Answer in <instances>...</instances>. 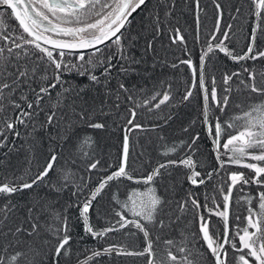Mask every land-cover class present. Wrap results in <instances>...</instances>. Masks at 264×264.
I'll list each match as a JSON object with an SVG mask.
<instances>
[{
  "label": "trees",
  "instance_id": "16d2710c",
  "mask_svg": "<svg viewBox=\"0 0 264 264\" xmlns=\"http://www.w3.org/2000/svg\"><path fill=\"white\" fill-rule=\"evenodd\" d=\"M217 3L221 5L222 11V17L219 18L220 33L216 34V40H212L218 20ZM0 19L4 22L0 26L3 35L22 31L7 11L0 10ZM256 23L260 24V28L256 32L254 51L264 52V19L258 21L253 15L251 0H199L198 5L197 0H149L123 32L121 44L124 45L127 60L121 59L117 54L116 45L103 47V52L97 56H91V52L85 54V61L91 56L95 67L78 61L76 56L64 57L65 62L84 64L88 71L83 75L78 71L64 73L61 76L63 88L57 85V88L51 90V98L46 97L41 101L43 111L29 121L27 126L17 124L14 130H6V146L0 148V184L30 181L43 171L52 155H57L52 170L38 187L17 192L11 197H0V208L9 200V206H14V210L8 214L4 232H8L9 228L15 229L20 224L28 228V209L33 208L31 215L33 219H38L40 225L38 234L32 237L20 236L24 247L31 245L33 249L30 253L33 264H78V261L82 264H148L146 255L129 256L118 254L117 251H104L115 246L117 249L140 252L146 245L143 233L129 225L119 231L108 232L103 237L93 238L85 233L84 223L79 215L80 206L90 191L104 177L119 168L125 130L130 143L126 169L134 177H146L159 164L168 161H177V164L161 169V175L154 179L152 185L136 184L123 178L110 181L93 201L89 211V223L93 229L104 230L113 225L119 227L116 225L119 219L117 212H123L129 219H138L121 208L114 197L123 202L133 190L145 191L148 187H154L164 203L157 214V223H144L149 231L147 239L153 243L157 260L164 257L168 247L164 241L171 240L174 242L171 251L178 257L182 255L178 249L185 247L189 251L183 255L190 253L189 258L194 264H215L214 257L202 239L200 216L203 215L208 222L210 235L223 241L225 221L214 213L224 211L223 195L228 193L229 174L244 173L246 178L255 176L251 169L231 162L220 167L217 156L220 160L227 161L230 153H226L222 146L227 138L237 134L244 123L235 117L264 103V95L253 93L245 87L251 81L248 72L244 71L248 68L254 72L256 87L264 88V57L234 62L215 49L205 58L204 84L209 92L213 77L218 98L225 94L226 88L231 89L227 93L229 104L223 112L213 105L209 96V123L212 124L213 131L217 117L222 125L225 122L234 124L233 128L225 126L220 139L221 148L217 152L213 144L214 136L208 134L203 117L205 102L199 71L201 54L207 51L209 44L215 46L228 25L232 26L230 41H225V44L236 53L245 52ZM4 27L7 31H3ZM177 29L183 37L182 43L172 41L177 35ZM5 43L0 40V47ZM149 43L151 48L148 47ZM11 46L9 42V47ZM26 47L30 48V57H24L20 64H26L30 69L33 66L37 68L32 87L38 90L45 83L40 77L47 76L46 83H51L54 70L46 58L40 59L43 53L30 46ZM109 56L112 57L113 67L109 75H104ZM100 59L104 60L103 66L97 63ZM189 59L197 69L195 87H192L194 78L191 68L181 63L182 60ZM89 73L95 74L99 82L91 81ZM233 73L239 75L232 76ZM226 74L232 76L228 84L224 83ZM121 84L127 91L120 88ZM64 88H70V91L63 92ZM24 91L31 100L34 94L26 87ZM188 91L192 95L185 100L184 96ZM58 93H62L64 97L60 106H56ZM164 93H168L169 100L155 108L154 105ZM19 94L17 91L16 96L11 99H18ZM154 96L155 99H152ZM21 103L23 104L22 101ZM51 111L57 113L53 125L41 127L46 120V113ZM17 112V109H13L5 101L4 111L0 113V129H4L5 121L15 120ZM80 112L84 113V119L80 118ZM93 123H101L104 127H89ZM15 131L20 135H14ZM196 136L199 139L192 144L193 137ZM3 139L0 136V140ZM173 148L176 150L171 151ZM188 157L196 161L195 170L201 173V177L196 179L203 178L205 183L193 185L190 182L191 170L179 163ZM96 161H99L97 167L89 171V165ZM244 162L264 166V162ZM209 172H212L211 179H207ZM260 179L264 180V176ZM57 188L62 190L56 191ZM74 192L76 195H73ZM260 192H264V186L249 184L241 187L238 184L235 187L231 201L229 240L233 239L238 230L247 226L248 209L258 207L256 197ZM190 196L199 202L198 210L190 202L185 204ZM247 197H252L251 204L247 202ZM182 204H185L183 210ZM65 217L69 229L67 234L71 237V251L67 256L62 253L61 257L54 258L58 243L57 230L63 227ZM161 220L163 227L159 224ZM249 231L255 230L249 228ZM59 235L62 236L63 233ZM263 235L264 224L261 237ZM235 238L239 248L238 236ZM7 239L0 237V243H6ZM225 250L228 253L227 264H237L238 257L244 254L233 250L229 245H226ZM93 251H100L101 255L87 260ZM251 263L256 264L254 260Z\"/></svg>",
  "mask_w": 264,
  "mask_h": 264
},
{
  "label": "snow or ice",
  "instance_id": "6c2138e0",
  "mask_svg": "<svg viewBox=\"0 0 264 264\" xmlns=\"http://www.w3.org/2000/svg\"><path fill=\"white\" fill-rule=\"evenodd\" d=\"M253 7V15L259 21L264 19V0H251ZM146 4V0H0V5L6 6L11 9L14 19L18 22V27L22 30L20 33H9V35H3L0 31V40L5 41L3 47H0V113L4 111L5 101L13 109H17L15 120H7L4 122V129H0V136L4 137L0 140V148L6 146L7 136L5 131L14 130L17 124L27 126V123L33 120L39 115L43 108L41 107V101L45 98H51V90L57 88L60 85L63 88L64 81L61 76L66 72L78 71L83 75L88 69L84 68V64H71L65 62L64 57L66 55H76V58L80 62H84L92 67L96 65L93 63L91 56H97V54L103 52L104 48L111 47L112 45L117 46V54L121 59L127 60L128 57L125 54L124 45L121 44L123 38L122 29L129 23L128 17L132 13L136 12L143 5ZM199 0H197V5ZM217 8V24L215 28V34L211 36L212 40L217 39V35L220 33L219 18L222 17L221 5L216 4ZM239 11V9H237ZM4 22L0 19V26H3ZM231 25L227 26V30L220 34L219 41L213 46L209 44L207 51L201 54V67H200V80H201V91L205 102V108L203 111L204 123L207 126V131L210 136H214L213 144L215 150L219 152L221 148L220 139L223 135L225 126L227 128H233L232 122H225L222 125L219 118H216L214 131L212 124L209 123V108L208 101L209 96L213 105L223 112L229 104V97L227 93L231 91L230 88L224 90L225 94L218 98L215 78H212V88L209 92L208 88L204 84V73L203 65L205 58L208 53L218 49L224 55L231 58L234 62L256 60L264 57V52H255V41L257 39L256 32L260 28V24L256 23L252 30L250 37V43L247 50L243 53H236L233 49H230L225 41H230L229 33L231 31ZM3 31H7L4 27ZM177 35L172 38L173 43H182L183 37L179 35V29L176 30ZM119 34V35H118ZM19 41V42H17ZM111 41V44L107 42ZM9 42L11 47H9ZM43 45H48L45 47ZM30 46L36 49L38 52L43 53L40 57L41 60H47L48 64L53 68L52 82L46 83L48 80L47 76H41L40 80L45 81L41 84L39 89L32 87V83L35 80L37 68L33 66L31 69L26 65H21L20 61L24 57H30ZM151 48V43L148 45ZM19 49V51H17ZM93 50L88 61H85V55L82 50ZM77 52L79 54H77ZM112 57L107 58V67L104 69V75H109L113 65L111 64ZM101 66L104 65V60L100 59L97 61ZM138 63V61H137ZM181 63L187 64L191 70L194 78L192 87H195V77L197 69L192 66V61L182 60ZM176 65H173L175 67ZM123 71L124 69L121 68ZM244 71L249 74V81L251 83L245 84L251 92L258 95H264V88L256 87L255 73L245 68ZM239 75L233 73L232 76ZM232 76L225 75L224 83L232 79ZM89 79L93 82H99L98 77L95 74L89 73ZM241 83H245L241 81ZM25 87L29 92L33 93V98L29 100L28 94L24 91ZM120 88L124 91V85L121 84ZM19 91L18 99H11L16 96ZM70 88H64L63 92H69ZM192 92H186L184 99L187 100L191 97ZM63 94L58 93L56 97V106H60L63 103ZM168 93H164L159 101L154 105L155 108H159L162 104L169 100ZM155 99V96L152 98ZM23 102V104L21 103ZM56 111L46 113V120L44 124L40 125L45 127L53 125L56 119ZM79 116L84 119V113L80 112ZM135 118V112H132V119ZM132 119L129 123H132ZM237 120H243L244 123L241 129L236 135H232L223 144V149L226 153H230L227 161H222L217 156V160L220 167H223L225 163L231 162L233 164L242 165L245 168L251 169L255 176L246 178L244 173H231L229 174V188L228 193L223 195L224 211L215 212V215L226 219L227 208L229 206L230 195L233 188L237 184L241 187L249 184H255L264 186V180L260 177L264 176V166H260L257 163H245V160H252L257 162H264V103L253 106L248 112L243 113L242 116L235 117ZM92 128H103L104 125L101 123L89 124ZM136 127H140L136 125ZM35 130V125H33ZM14 135L19 136V132H13ZM198 136L193 137L192 144H195ZM182 146V145H181ZM191 149V145H189ZM255 149V151H252ZM173 148L171 151H175ZM128 156V142L127 135L124 140L123 156L119 168L111 175L104 177L100 183L91 190L89 195L82 202L80 206V217L84 223L85 233L91 235L93 238L103 237L108 232L119 231L129 225L137 231L143 233L146 238V245L144 250L140 252L128 251L127 249H117L115 246H110L104 251L111 253L117 251L118 254L122 255H137L147 256L148 264H194L189 258V255H183L189 250L185 247H180L178 251L182 254L180 257L173 254L171 248L174 246V242L171 240L164 241L165 245L168 246L165 249V255L162 259L157 260L156 253L153 250V243L147 239L149 237V231L144 222L148 224L157 223V214L162 210L164 201L160 196L157 195L154 187H148L145 191L133 190L127 197V200L121 202L118 198L116 203L121 208L125 209L132 217L138 219H129L123 212H117L116 215L119 219L115 225L110 226L104 230H94L92 225L89 223V211L92 208V203L97 199V196L105 189L110 181L120 180L121 178L128 181H132L136 184L152 185L154 179L161 175V169H166L170 165L177 164V161H168L166 163L159 164L152 172L143 178H136L130 174L126 169ZM56 160V156L52 155L49 162L44 167L43 171L39 172L30 181L22 183H2L0 184V197H11L17 192H23L26 189H32L34 186L38 187L44 178L48 176L49 171L53 167V163ZM99 161L89 165V171L95 169ZM180 164L190 169L189 180L193 185H199L205 183V179L201 178L197 180V177H201V173L196 171L197 163L191 157L182 159L179 161ZM212 172L207 174V179H211ZM22 179V178H20ZM67 179V177H65ZM55 187V186H53ZM56 191L62 189L57 188ZM81 191V189H77ZM73 195H76L74 192ZM258 201V207L248 209V216L246 217L247 226L236 232L233 239L229 240L227 236V226L225 229V238L223 241L214 239L209 233L208 222L204 216H200V232L202 233V239L206 242L207 248L210 250L212 256L215 259V264H227L228 253L225 250V245H229L233 250L244 253L238 257L237 264H251V260H254L256 264H264V240L261 239L262 235V224H264V192L258 193L256 197ZM247 202L251 204L252 197L246 198ZM191 203L195 209L200 208L199 202L194 198H189L185 204ZM11 201L0 208V237L8 238L6 243H0V264H33V258L30 253L33 252L31 245L24 247V241L20 239L21 235L32 237L38 234L40 227L38 219H33L32 212L33 208L28 209L29 227L25 228L23 224L17 225L15 229L9 228L8 232H4L3 228L6 226L8 220V214L14 210V206L10 207ZM185 204L181 205L183 210ZM219 207V206H217ZM209 213L212 214L211 210ZM143 221V222H142ZM160 227H163V221H159ZM249 228L255 231L250 232ZM69 231L67 225V218H64L63 227L57 230L58 243L55 247L54 258L61 257L63 253L67 256L70 249L71 237L67 234ZM59 233H63L62 236ZM238 236L240 247L237 248L236 238ZM10 237V238H9ZM255 237V239H254ZM67 246V247H66ZM13 249V251H10ZM247 249L245 252L244 250ZM101 255L100 251H93L92 256L87 257V260H92L95 257ZM251 258V259H249ZM78 264L82 262L78 261Z\"/></svg>",
  "mask_w": 264,
  "mask_h": 264
},
{
  "label": "water",
  "instance_id": "95a60500",
  "mask_svg": "<svg viewBox=\"0 0 264 264\" xmlns=\"http://www.w3.org/2000/svg\"><path fill=\"white\" fill-rule=\"evenodd\" d=\"M149 0H146V4H147V2H148ZM145 4V5H146ZM145 5H143L140 9H137V11L136 12H134V13H132V15L131 16H129L128 17V20H129V22L132 20V18L145 6ZM4 8H7L6 6H3V5H0V10H2V9H4ZM7 9H9V8H7ZM9 11L11 12V9H9ZM198 11H199V8L197 7V10H196V14H197V20H198ZM11 14H12V12H11ZM13 16V15H12ZM14 18V17H13ZM16 21V20H15ZM17 22V21H16ZM18 23V22H17ZM128 25V23L125 25V28H126V26ZM124 28V29H125ZM124 29H122L121 31H123ZM119 35V34H118ZM109 42H111V41H108L107 43H109ZM43 46H45V47H48V45H43ZM100 47H103V45H101ZM84 53H86V52H90V51H93V50H91V49H88V50H82ZM77 54H79L78 52H77ZM127 135V142H128V154H129V147H130V143H129V137H128V134H127V131L125 130V132H124V140H125V136ZM123 147H124V144H123ZM55 156L57 157V155L55 154ZM122 156H123V151H122ZM121 160H122V158H121ZM127 162H128V156H127ZM54 164H55V162L53 163V166H54ZM126 167H127V163H126ZM53 168V167H52ZM52 170V169H51ZM50 170V171H51ZM49 171V172H50ZM238 185V184H237ZM236 185V186H237ZM234 189L235 188H233L232 189V191H231V195H230V201H229V206H228V208H227V216H226V219H224V221H225V229H226V226H227V236H228V239H229V234H230V210H231V201H232V196H233V192H234ZM225 210V209H224ZM224 238H225V235H224ZM224 247H226V245L224 246Z\"/></svg>",
  "mask_w": 264,
  "mask_h": 264
},
{
  "label": "flooded vegetation",
  "instance_id": "af4514ba",
  "mask_svg": "<svg viewBox=\"0 0 264 264\" xmlns=\"http://www.w3.org/2000/svg\"><path fill=\"white\" fill-rule=\"evenodd\" d=\"M147 3H148V2H147ZM146 5H147V4H146ZM146 5H145V6H146ZM145 6H144V7H145ZM144 7H143L142 9H144ZM142 9H141V10H142ZM2 10L7 11V12L12 16L11 12L9 11V9L4 8V9H2ZM141 10H140V11H141ZM140 11H139V12H140ZM139 12H138V13L132 18V20L128 23V25L126 26V28H125L122 32H124V31L127 29V27L132 23V21L134 20V18L139 14ZM12 18H13V16H12ZM13 19H14V18H13ZM14 20H15V19H14ZM16 23H17V22H16ZM17 24H18V23H17ZM108 44H111V42H109ZM103 47H104V46H103ZM103 47H101V48H103ZM90 52H92V51H90ZM90 52H86V53H84V55H85V54H88V53H90ZM71 56H76V55H71Z\"/></svg>",
  "mask_w": 264,
  "mask_h": 264
},
{
  "label": "rangeland",
  "instance_id": "374dc122",
  "mask_svg": "<svg viewBox=\"0 0 264 264\" xmlns=\"http://www.w3.org/2000/svg\"><path fill=\"white\" fill-rule=\"evenodd\" d=\"M229 155H231V154H229ZM227 160H228V158H227ZM261 239L264 240V235H263V237H261ZM251 264H252V263H251Z\"/></svg>",
  "mask_w": 264,
  "mask_h": 264
},
{
  "label": "bare ground",
  "instance_id": "6f19581e",
  "mask_svg": "<svg viewBox=\"0 0 264 264\" xmlns=\"http://www.w3.org/2000/svg\"><path fill=\"white\" fill-rule=\"evenodd\" d=\"M199 13V12H198Z\"/></svg>",
  "mask_w": 264,
  "mask_h": 264
}]
</instances>
